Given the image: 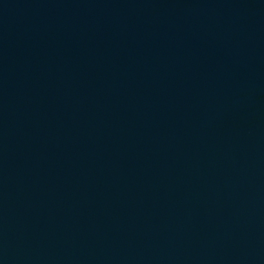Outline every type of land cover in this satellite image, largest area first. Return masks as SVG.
Wrapping results in <instances>:
<instances>
[{
	"label": "water",
	"instance_id": "water-1",
	"mask_svg": "<svg viewBox=\"0 0 264 264\" xmlns=\"http://www.w3.org/2000/svg\"><path fill=\"white\" fill-rule=\"evenodd\" d=\"M0 264H264V0H0Z\"/></svg>",
	"mask_w": 264,
	"mask_h": 264
}]
</instances>
